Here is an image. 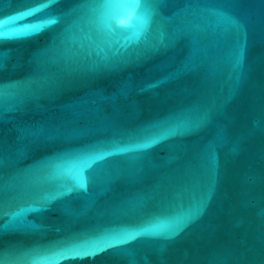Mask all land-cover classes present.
<instances>
[{"label": "water", "instance_id": "1", "mask_svg": "<svg viewBox=\"0 0 264 264\" xmlns=\"http://www.w3.org/2000/svg\"><path fill=\"white\" fill-rule=\"evenodd\" d=\"M0 264H264V0H0Z\"/></svg>", "mask_w": 264, "mask_h": 264}, {"label": "snow or ice", "instance_id": "2", "mask_svg": "<svg viewBox=\"0 0 264 264\" xmlns=\"http://www.w3.org/2000/svg\"><path fill=\"white\" fill-rule=\"evenodd\" d=\"M38 29H31L29 31L26 32H22V33H14L12 34L13 36H28L31 35L33 32L37 31Z\"/></svg>", "mask_w": 264, "mask_h": 264}]
</instances>
